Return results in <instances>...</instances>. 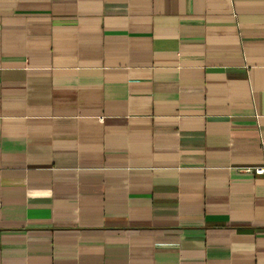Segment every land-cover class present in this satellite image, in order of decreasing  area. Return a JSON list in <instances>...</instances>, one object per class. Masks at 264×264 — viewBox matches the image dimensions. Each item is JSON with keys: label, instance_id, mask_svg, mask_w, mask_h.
Segmentation results:
<instances>
[{"label": "crops", "instance_id": "crops-1", "mask_svg": "<svg viewBox=\"0 0 264 264\" xmlns=\"http://www.w3.org/2000/svg\"><path fill=\"white\" fill-rule=\"evenodd\" d=\"M264 0H0V264H264Z\"/></svg>", "mask_w": 264, "mask_h": 264}, {"label": "built area", "instance_id": "built-area-1", "mask_svg": "<svg viewBox=\"0 0 264 264\" xmlns=\"http://www.w3.org/2000/svg\"><path fill=\"white\" fill-rule=\"evenodd\" d=\"M247 171L253 172L257 176H264V167H257Z\"/></svg>", "mask_w": 264, "mask_h": 264}]
</instances>
